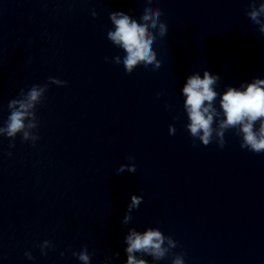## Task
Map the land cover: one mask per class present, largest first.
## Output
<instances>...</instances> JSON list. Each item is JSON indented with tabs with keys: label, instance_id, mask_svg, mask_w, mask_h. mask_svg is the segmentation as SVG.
<instances>
[{
	"label": "water",
	"instance_id": "water-1",
	"mask_svg": "<svg viewBox=\"0 0 264 264\" xmlns=\"http://www.w3.org/2000/svg\"><path fill=\"white\" fill-rule=\"evenodd\" d=\"M260 2L0 0V127L21 89L44 88L29 137L0 134V264H84L82 248L88 264H122L131 227L177 241L159 260L143 255L151 264L177 253L185 264H264V152L241 148L231 129L223 147L193 144L180 93L194 71L218 74V92L264 76V34L247 15ZM144 3L167 25L152 45L161 63L125 72L111 61L121 49L108 14ZM130 193L143 199L122 224Z\"/></svg>",
	"mask_w": 264,
	"mask_h": 264
},
{
	"label": "clouds",
	"instance_id": "clouds-1",
	"mask_svg": "<svg viewBox=\"0 0 264 264\" xmlns=\"http://www.w3.org/2000/svg\"><path fill=\"white\" fill-rule=\"evenodd\" d=\"M161 14L159 7H152L149 3L143 4L138 15L130 14L123 9L110 11L108 15L111 27L107 30L106 36L113 45L121 49L118 56L114 54L111 57V61L121 64L125 72L131 70L136 64L144 67L151 65L153 70L158 68L161 61L157 59V53L152 45L157 35L163 37L167 32L165 21L159 19ZM261 14H264V0H261L257 8L247 13L253 22L260 24V32L264 34V23H260L259 20ZM108 59L106 56L105 60ZM49 79L53 78L49 77ZM219 79L218 74L210 73L208 69H204L202 75L194 71L185 77L180 87L183 97L182 106L186 114L184 127L192 143L195 144L197 139L204 145L215 141L219 147H223L224 133L231 129L239 137L241 148L256 153L264 152V76L241 81L238 86L227 85L223 91L218 92L216 85ZM54 82L61 85L68 83L62 79H55ZM20 91L21 99L9 101L10 112L4 126L0 127V134L15 137L18 132H21L23 138L27 139L29 132L26 128H32L35 125L31 120L26 124L25 120L33 116L30 109L34 107V103L39 99L44 88L34 84L26 93L23 89ZM159 95L158 92L157 96ZM165 107L167 108L168 105L165 104ZM174 131V125L169 124V134H173ZM32 139L35 142L38 137L33 136ZM125 159L133 160L134 157L126 156ZM121 170L135 172L136 166L134 163H119L114 171ZM129 195L130 202L126 205L122 224H127L131 219L127 210L138 206L143 199L136 193ZM165 240L170 247L177 245L176 240L170 235L162 234L157 227H145L142 231L135 227L129 228L124 236L126 246L123 250L126 259L122 264H151V261L144 259L143 255H150L159 260L167 252V247L164 245ZM42 244H49V240H43ZM37 247L41 245L38 244ZM137 253L142 254L141 258L137 257ZM41 254H45L42 247ZM24 255L29 260L34 259L30 251H25ZM75 255L78 260L88 264L89 257L83 248ZM171 264H185L183 253H177L171 260Z\"/></svg>",
	"mask_w": 264,
	"mask_h": 264
}]
</instances>
